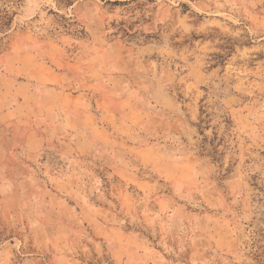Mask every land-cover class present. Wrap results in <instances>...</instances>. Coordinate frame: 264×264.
I'll use <instances>...</instances> for the list:
<instances>
[{
  "label": "rangeland",
  "instance_id": "1",
  "mask_svg": "<svg viewBox=\"0 0 264 264\" xmlns=\"http://www.w3.org/2000/svg\"><path fill=\"white\" fill-rule=\"evenodd\" d=\"M0 264H264V0H0Z\"/></svg>",
  "mask_w": 264,
  "mask_h": 264
}]
</instances>
